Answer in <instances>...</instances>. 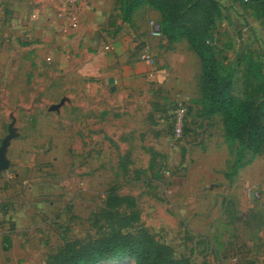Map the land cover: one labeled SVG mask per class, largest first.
<instances>
[{
    "label": "rangeland",
    "instance_id": "rangeland-1",
    "mask_svg": "<svg viewBox=\"0 0 264 264\" xmlns=\"http://www.w3.org/2000/svg\"><path fill=\"white\" fill-rule=\"evenodd\" d=\"M61 1L0 0V33L15 13L21 22L35 15L34 23L57 20ZM231 2L221 6L222 20L232 12V28L219 25L213 32L222 73L246 82L262 102L257 81L241 75L236 61L250 54L264 76V35L249 25L242 1ZM118 26L123 33L130 28ZM59 43L43 49L47 60L33 62L23 50L17 66L0 50V64L11 73L0 82V148L14 134L9 168L0 172V200L16 199L31 183L39 184L42 199L37 226L13 234L18 264H51L57 254L115 236L149 237L178 264H264V146L246 153L237 174L227 177L238 144L218 117L198 127L197 96L168 107L151 97L139 110L142 120L132 112L113 118L86 96L87 79L53 62V53L64 52L63 65H69L67 44ZM183 101L192 109L189 127L173 148L171 115ZM11 203L0 205L3 237L14 223ZM103 264H139V258Z\"/></svg>",
    "mask_w": 264,
    "mask_h": 264
},
{
    "label": "crops",
    "instance_id": "crops-1",
    "mask_svg": "<svg viewBox=\"0 0 264 264\" xmlns=\"http://www.w3.org/2000/svg\"><path fill=\"white\" fill-rule=\"evenodd\" d=\"M85 1L78 26L73 30L59 25L55 19H42L34 23L33 16L31 21L21 22L18 13H15L14 20L8 19L7 27H3L0 33V50L5 52L8 64L11 60L17 66L23 50L33 62L41 60L42 56L47 60V52L43 49L52 42H64L67 44L69 65H63L64 52L53 53V62L71 70V77L87 79L86 96L95 105L104 104L106 114L113 118L125 117L132 112L142 120L143 114L139 110L151 97L168 107L172 102L191 101L197 96L192 104L201 111L197 104L201 98V92L197 94L199 82L201 91V61L186 40L174 44L168 42L162 28H159L162 17L158 11L151 7L140 8L131 22L125 23L120 10L115 8L116 0ZM218 1L225 5L232 3L231 0ZM228 16L230 18L223 19L218 27L232 28L234 16L232 12ZM248 20L255 31L264 35L261 20L255 19L251 13ZM121 24L128 25L129 31H120L118 25ZM102 29L112 33L101 36ZM154 29L160 32L159 36L152 34ZM19 36L22 42H19ZM143 56H148V59L143 60ZM9 69L7 63L0 64V82L6 74L11 75ZM78 107L85 108V105ZM200 111L198 117L194 118L200 121L198 127L202 124L206 129L211 119L202 118ZM27 190L29 196L26 198ZM23 194L19 192L13 200L8 197L5 201L0 200V205L13 202L11 204L15 208L12 230L5 237L0 236V264H18L13 254V234L34 229L39 222L42 200L39 184L31 183ZM10 195L12 189L8 191Z\"/></svg>",
    "mask_w": 264,
    "mask_h": 264
},
{
    "label": "trees",
    "instance_id": "trees-1",
    "mask_svg": "<svg viewBox=\"0 0 264 264\" xmlns=\"http://www.w3.org/2000/svg\"><path fill=\"white\" fill-rule=\"evenodd\" d=\"M243 8L264 24V0H250ZM151 7L161 14L162 34L169 43L186 40L201 61V107L204 119L220 118L225 135L238 144L239 154L227 177L237 174L246 153L256 155L264 146V101L254 99L248 84L222 73L220 52L213 32L222 21L218 0H116L122 20L130 23L140 8ZM236 66L241 75L257 81V90L264 94V76L250 54L238 56ZM192 109H190L191 111ZM188 129L186 130L187 133ZM12 230V227H11ZM8 242V240H5ZM137 256L139 264H178L167 247H158L149 237L125 239L105 237L75 253L56 255L51 264H103Z\"/></svg>",
    "mask_w": 264,
    "mask_h": 264
},
{
    "label": "built area",
    "instance_id": "built-area-1",
    "mask_svg": "<svg viewBox=\"0 0 264 264\" xmlns=\"http://www.w3.org/2000/svg\"><path fill=\"white\" fill-rule=\"evenodd\" d=\"M248 3L250 0H241ZM86 6L85 0H62L60 9L58 10L57 21L66 29H76L79 23V18L82 10ZM33 18H36L34 16ZM154 36H159L160 32L154 29ZM143 60L148 59V56H143ZM190 107L186 102H179L172 113V137L171 147H177L186 136V130L189 127V117L191 114Z\"/></svg>",
    "mask_w": 264,
    "mask_h": 264
},
{
    "label": "water",
    "instance_id": "water-1",
    "mask_svg": "<svg viewBox=\"0 0 264 264\" xmlns=\"http://www.w3.org/2000/svg\"><path fill=\"white\" fill-rule=\"evenodd\" d=\"M159 28L161 30V25H159ZM115 90V88L113 89ZM51 111L56 110V107H51ZM14 138L13 132H10V135L5 138L2 142V146L0 148V172H4L9 168V162L6 159V152L9 147L10 141Z\"/></svg>",
    "mask_w": 264,
    "mask_h": 264
}]
</instances>
